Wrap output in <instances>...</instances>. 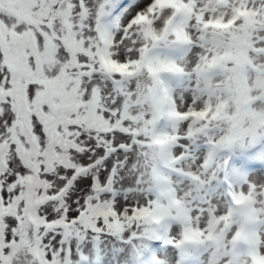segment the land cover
I'll use <instances>...</instances> for the list:
<instances>
[{"label":"snow or ice","instance_id":"obj_1","mask_svg":"<svg viewBox=\"0 0 264 264\" xmlns=\"http://www.w3.org/2000/svg\"><path fill=\"white\" fill-rule=\"evenodd\" d=\"M0 264H264V0H0Z\"/></svg>","mask_w":264,"mask_h":264}]
</instances>
